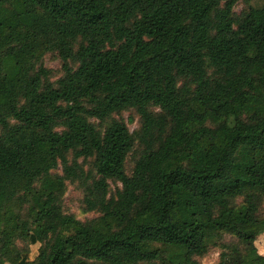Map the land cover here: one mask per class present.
Listing matches in <instances>:
<instances>
[{"label": "trees", "instance_id": "obj_1", "mask_svg": "<svg viewBox=\"0 0 264 264\" xmlns=\"http://www.w3.org/2000/svg\"><path fill=\"white\" fill-rule=\"evenodd\" d=\"M238 1L0 0V264H264V0Z\"/></svg>", "mask_w": 264, "mask_h": 264}, {"label": "rangeland", "instance_id": "obj_2", "mask_svg": "<svg viewBox=\"0 0 264 264\" xmlns=\"http://www.w3.org/2000/svg\"><path fill=\"white\" fill-rule=\"evenodd\" d=\"M262 0H249V3L253 6H260ZM244 5L242 0L238 1L235 6V11L239 12ZM44 64L47 65L49 68L60 72V63L55 54L50 53L44 56ZM130 116H133L132 113L124 112L123 117L127 120V124L131 130L135 129L137 126L136 118L134 120H129ZM64 207L65 209L73 213L78 219L84 220L87 218H91L94 216L92 212H85V205L83 203V191L78 183H70L67 187L66 193L63 198ZM256 247L260 254H264V236H261L256 241ZM37 245H33L31 247V254L30 256L33 257L36 253ZM15 255L14 251H11L7 255V260H10ZM218 253L211 252L206 257L202 259V264H217L218 261Z\"/></svg>", "mask_w": 264, "mask_h": 264}]
</instances>
